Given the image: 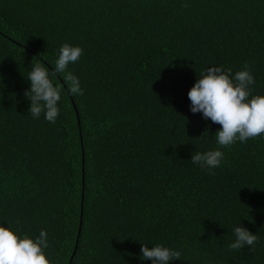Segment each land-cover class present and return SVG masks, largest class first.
<instances>
[{"label": "trees", "instance_id": "1", "mask_svg": "<svg viewBox=\"0 0 264 264\" xmlns=\"http://www.w3.org/2000/svg\"><path fill=\"white\" fill-rule=\"evenodd\" d=\"M63 43L83 49L68 70L84 94L50 123L23 93ZM245 64L264 95V0H0V223L46 230L52 264H151L140 243L181 251L170 264H264V137L210 172L190 161L220 125L188 90ZM239 223L257 240L230 250Z\"/></svg>", "mask_w": 264, "mask_h": 264}, {"label": "clouds", "instance_id": "2", "mask_svg": "<svg viewBox=\"0 0 264 264\" xmlns=\"http://www.w3.org/2000/svg\"><path fill=\"white\" fill-rule=\"evenodd\" d=\"M82 54L83 49L79 45L63 43L53 69L36 59L37 62L27 74L29 84L23 93L30 102L28 112L33 118H39L43 113L45 120L55 123L60 113L62 94H84L79 78L68 70L69 65L77 62ZM60 76L62 82H55L54 78L59 79ZM254 83V76L247 64L234 74L231 69L225 70L223 65H212L201 73L200 78H196L187 92L189 110L220 125L214 134L220 148L193 152L191 163L210 172L221 166L224 160L222 148L237 141L246 143L250 138L264 137V95H250V85ZM233 234L235 239L228 245L230 250L251 247L257 240V235L240 223L234 226ZM48 247L46 230L42 229L33 238L0 223V264H52L46 258L45 249ZM181 255V251L163 244L149 247L140 243L139 259L151 264L181 261Z\"/></svg>", "mask_w": 264, "mask_h": 264}, {"label": "water", "instance_id": "3", "mask_svg": "<svg viewBox=\"0 0 264 264\" xmlns=\"http://www.w3.org/2000/svg\"><path fill=\"white\" fill-rule=\"evenodd\" d=\"M81 217H82V215H81ZM80 230H81V229H79V233H80ZM78 239H79V235H78ZM78 239H77V242H76V246H75V250H74L73 255L75 254V251H76V248H77ZM72 259H73V256L71 257L69 264H71Z\"/></svg>", "mask_w": 264, "mask_h": 264}]
</instances>
